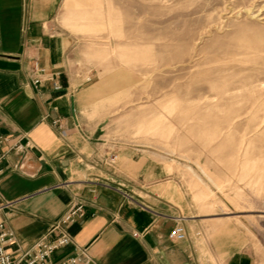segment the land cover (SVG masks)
Here are the masks:
<instances>
[{"label":"rangeland","instance_id":"374dc122","mask_svg":"<svg viewBox=\"0 0 264 264\" xmlns=\"http://www.w3.org/2000/svg\"><path fill=\"white\" fill-rule=\"evenodd\" d=\"M55 22L101 156L178 207L208 264H264V0H64Z\"/></svg>","mask_w":264,"mask_h":264},{"label":"crops","instance_id":"0c3cea01","mask_svg":"<svg viewBox=\"0 0 264 264\" xmlns=\"http://www.w3.org/2000/svg\"><path fill=\"white\" fill-rule=\"evenodd\" d=\"M63 2L0 0V222L15 234L8 251L18 257L40 237L55 238L53 222L82 201L85 215L67 227L73 241L52 262L78 254L79 264H208L189 227L188 239L169 237L178 207L157 192L140 197L125 180L140 174L101 156L87 78L70 65L73 40L55 22ZM224 264L253 259L237 250Z\"/></svg>","mask_w":264,"mask_h":264},{"label":"built area","instance_id":"2783aa9c","mask_svg":"<svg viewBox=\"0 0 264 264\" xmlns=\"http://www.w3.org/2000/svg\"><path fill=\"white\" fill-rule=\"evenodd\" d=\"M40 82L39 78L35 79ZM21 148V145L17 146ZM5 153L0 150V175L3 171V160ZM21 168L22 163L16 165ZM85 215V204L77 201L51 226L49 233L55 232L53 239L47 235L40 237L28 250L19 255L13 256L7 249V245L15 240L13 230L8 228L4 222H0V264H79L80 256L73 255L63 259L61 262H52V254L59 248L71 244L73 239L68 232V225L77 218ZM136 234V233H135ZM137 235V234H136ZM169 237L175 240H186L189 238V232L185 225L183 217H179L174 227L169 233Z\"/></svg>","mask_w":264,"mask_h":264},{"label":"water","instance_id":"95a60500","mask_svg":"<svg viewBox=\"0 0 264 264\" xmlns=\"http://www.w3.org/2000/svg\"><path fill=\"white\" fill-rule=\"evenodd\" d=\"M91 264H95V263L92 262Z\"/></svg>","mask_w":264,"mask_h":264}]
</instances>
